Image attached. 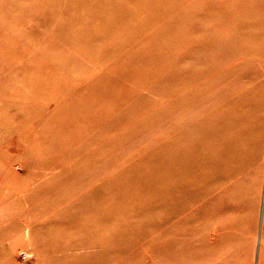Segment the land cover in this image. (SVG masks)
<instances>
[{
	"label": "rangeland",
	"instance_id": "rangeland-1",
	"mask_svg": "<svg viewBox=\"0 0 264 264\" xmlns=\"http://www.w3.org/2000/svg\"><path fill=\"white\" fill-rule=\"evenodd\" d=\"M225 1L0 0V264H264V0Z\"/></svg>",
	"mask_w": 264,
	"mask_h": 264
},
{
	"label": "bare ground",
	"instance_id": "bare-ground-1",
	"mask_svg": "<svg viewBox=\"0 0 264 264\" xmlns=\"http://www.w3.org/2000/svg\"><path fill=\"white\" fill-rule=\"evenodd\" d=\"M258 1V0H257ZM226 3H227V0L225 1V2H222V5L225 7V5H226ZM246 3L248 4V6L251 4V7L253 8L254 7V5H255V3H257L256 1H254V0H247L246 1ZM247 6V7H248ZM234 7H235V4H234ZM262 9H264V7H262ZM248 10L250 11V14H252L254 11H255V9H251V8H248ZM230 14H231V12H232V7H230L228 10H227ZM233 15H234V13H233ZM231 16V15H230ZM228 18V16H226L223 20H226ZM222 19V18H221ZM222 39L224 38V37H221ZM214 42H217V43H215V44H212V43H210V44H206V46H207V48H210V47H213V46H215L216 44H224V42L225 41H223V40H220V41H214ZM192 43H194L193 44V47L195 48L196 47V42H195V38H194V42H193V40H192ZM242 57V56H241ZM199 60V59H198ZM200 72H207V68H203ZM200 74H202V73H200ZM263 217V216H262ZM260 218V217H259ZM260 226V225H259ZM262 227V226H261Z\"/></svg>",
	"mask_w": 264,
	"mask_h": 264
}]
</instances>
